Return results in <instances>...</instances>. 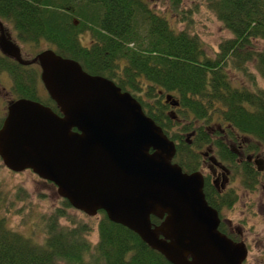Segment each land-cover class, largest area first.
Wrapping results in <instances>:
<instances>
[{"label": "trees", "instance_id": "1", "mask_svg": "<svg viewBox=\"0 0 264 264\" xmlns=\"http://www.w3.org/2000/svg\"><path fill=\"white\" fill-rule=\"evenodd\" d=\"M173 1L178 11L180 3ZM140 7L138 0H0V17L10 20L24 40L45 41L92 73L118 70L114 78L123 90L141 92L147 85L148 100L136 97L176 143L175 164L182 165L186 152L182 133L194 130L196 137L209 141L207 126L217 134L227 130L264 145V88L250 69L253 64L264 82V0H207V8L232 34L214 56L198 36L175 29L153 12L141 14ZM181 13L179 21H188L189 13ZM85 31L96 41L90 49L79 40ZM165 92L183 108L173 114L176 121L167 112L168 96L161 102ZM23 192L17 193L19 200L25 199ZM3 202L0 189V206ZM70 210L75 209L62 198L60 206L40 216L42 244L11 229L0 215V264H171L104 211L98 214L99 240L94 244L92 224ZM152 222L161 224L156 217Z\"/></svg>", "mask_w": 264, "mask_h": 264}, {"label": "water", "instance_id": "2", "mask_svg": "<svg viewBox=\"0 0 264 264\" xmlns=\"http://www.w3.org/2000/svg\"><path fill=\"white\" fill-rule=\"evenodd\" d=\"M0 45L13 54L6 38ZM36 61L61 115L36 101L14 103L0 130L7 168L33 171L90 217L104 211L171 264H244L249 252L219 231L201 174L172 162L175 143L131 93L53 50ZM153 216L164 220L155 225Z\"/></svg>", "mask_w": 264, "mask_h": 264}, {"label": "flooded vegetation", "instance_id": "3", "mask_svg": "<svg viewBox=\"0 0 264 264\" xmlns=\"http://www.w3.org/2000/svg\"><path fill=\"white\" fill-rule=\"evenodd\" d=\"M155 1L138 0V4L143 6L139 8V12L141 14L153 12L159 16H163V13L167 15L169 9L166 7L164 12H162L156 6ZM176 1L182 4V0ZM169 12L173 16L184 11L181 8L178 11H174L171 7ZM192 13V10H190L189 14ZM166 18L169 19L168 17ZM85 32L89 33L91 44L87 47L81 41L80 43L84 48L90 49L96 44V41L92 39L89 31ZM1 38H6L13 45L14 49L10 48V51L13 53L12 56L5 53L0 45V130L9 116L10 107L23 99L39 102L61 115L59 107L50 97L42 81V69L39 62L36 61L37 57L46 50L39 51L36 55L32 54L33 48L38 47L41 42L24 40L16 26L10 20L3 17H0V40ZM25 46L27 47L26 50H24ZM82 67L88 74L104 77L120 87L119 82L114 78L118 70L115 69L114 73L107 71V73L99 74L92 73V71L85 69L84 66ZM7 79H10L12 82L10 87L6 86ZM144 83L147 84L146 81ZM122 91L130 92L137 101L136 96L138 95L143 96L144 100H148L146 97V92L148 91L147 85L143 86L141 92L123 89ZM168 95L169 93L166 92L161 93V102L165 103ZM167 104H169L167 112L171 113L172 116L173 114H179V111L183 110L180 103L178 106H174L172 102L167 101L165 105ZM173 117L174 121L178 120L177 117ZM179 121L184 123L182 118H179ZM206 128L209 130V141L196 137L197 132L194 130L193 132L186 131L182 133V151L184 150L182 153L186 151L181 155L182 165L184 166L177 165L189 175L195 173L201 174L204 182L203 192L206 201L218 213L220 219L219 231L234 242L240 243V240L236 238V233H240L237 232L239 228L234 224L231 214L239 203L243 193H247L250 196L252 193H256L262 185L264 175V145L255 138L246 135L236 133L231 135L228 134L227 130L222 131L221 134H217L214 127L207 126ZM0 161H2L1 158ZM3 167L4 169H8V171L10 170L4 163ZM159 220L162 223L164 219L159 218ZM245 246L248 250L246 243Z\"/></svg>", "mask_w": 264, "mask_h": 264}, {"label": "rangeland", "instance_id": "4", "mask_svg": "<svg viewBox=\"0 0 264 264\" xmlns=\"http://www.w3.org/2000/svg\"><path fill=\"white\" fill-rule=\"evenodd\" d=\"M155 3L162 12L166 7L169 11L171 7L173 8L172 0H156ZM180 8L187 14L192 10L193 13L189 14L188 21H179V17L175 14L171 16L169 11L167 15L164 13L162 15L169 18L168 20L175 29L187 30L192 35L198 36L209 56H214L219 51L221 43L232 37L231 32L224 27L216 14L207 8V0H182V4L178 9ZM79 38L84 46L88 47L91 44L89 33L85 32ZM260 46L263 47V43H260ZM26 49L25 46L24 50ZM42 50L56 51V47L41 41L38 47L33 48L32 54L36 55ZM250 69L257 77L259 85L264 88V82L253 64L250 65ZM11 85V80L7 79L6 86L10 87ZM172 162L174 163V160ZM0 166V189L4 197V202L0 206V215L6 217L11 229L25 236L28 235L29 238L32 237L33 241L42 244L45 235L42 230L43 221H41L40 216L50 214L56 207L61 205L62 197L59 195L57 187L44 181L31 171L21 173L8 171V169H4L2 161H0ZM21 189L24 190V200L17 198V193ZM69 212L92 224L94 230L91 233L90 240L96 244L99 240L97 230L99 217L96 216L91 219L82 212L79 213L75 210ZM231 218L239 228L237 232L240 233H236V238L240 240V243H246L248 247L249 254L244 264H264V175L262 185L256 193H252L250 196L243 193L231 214Z\"/></svg>", "mask_w": 264, "mask_h": 264}, {"label": "bare ground", "instance_id": "5", "mask_svg": "<svg viewBox=\"0 0 264 264\" xmlns=\"http://www.w3.org/2000/svg\"><path fill=\"white\" fill-rule=\"evenodd\" d=\"M76 61V60H75ZM80 65H82V63L81 62H78ZM83 66V65H82ZM83 68V67H82ZM84 70V69H83ZM85 71V70H84ZM86 72V71H85ZM141 106H142V104H141ZM142 108H143V110H144V112L146 113V110L144 109V107L142 106ZM146 115L148 116V117H150L147 113H146ZM151 119H153L152 117H150ZM154 120V119H153ZM165 134V133H164ZM168 137V136H167ZM45 181V180H44ZM48 182V181H47ZM49 183H51V182H49ZM53 184V183H52ZM54 185V184H53ZM58 189V188H57ZM63 198V197H62ZM68 201V200H67ZM69 202V201H68ZM76 210V209H75Z\"/></svg>", "mask_w": 264, "mask_h": 264}]
</instances>
